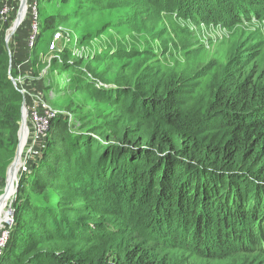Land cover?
I'll return each mask as SVG.
<instances>
[{
    "label": "trees",
    "instance_id": "obj_1",
    "mask_svg": "<svg viewBox=\"0 0 264 264\" xmlns=\"http://www.w3.org/2000/svg\"><path fill=\"white\" fill-rule=\"evenodd\" d=\"M232 1L235 23L264 7V0ZM144 2L170 17L195 18L194 1ZM210 4L205 0L200 8ZM37 14L35 44L32 49L21 44L14 59L13 50L12 68L0 48V183L18 142L23 100L29 107L31 94L44 98L49 87L48 68L36 78L32 70L44 33L62 21L47 16L42 22L39 8ZM52 41L53 32L46 50ZM138 54L148 51L124 57ZM118 55L113 51L111 57ZM246 58L238 55L223 67L222 84L206 104V92L196 94L198 71L193 80L183 71L163 76L157 65L152 73L138 72L140 62L123 69L108 87L96 88L94 81L101 79L79 70L80 64L65 55L54 61L68 73L80 72L82 89L112 102L120 119L109 126L116 140L103 141L104 127L71 132L63 120L51 121L31 170L23 173L24 166L11 189L15 226L0 264H182L174 256L179 249L205 259L219 258L213 251L223 249L264 253V87L257 89L252 78L240 75ZM9 75H26L31 96L20 94ZM28 178L30 194L51 190L60 197L54 206L28 205L32 218L26 221L21 212ZM19 224L29 228L24 242ZM249 245L254 250L245 249Z\"/></svg>",
    "mask_w": 264,
    "mask_h": 264
},
{
    "label": "rangeland",
    "instance_id": "obj_2",
    "mask_svg": "<svg viewBox=\"0 0 264 264\" xmlns=\"http://www.w3.org/2000/svg\"><path fill=\"white\" fill-rule=\"evenodd\" d=\"M190 1H194L191 5L196 10L193 14L195 18L192 20H184L177 15H171V17L164 15L150 6L154 3H147L144 0H38L36 11L39 8V20L43 22L45 17L52 16L62 21L51 31L44 33L42 43L38 46V51L41 53L39 52L36 56L38 62L36 68L32 70L36 78L43 66L48 68L46 79L49 87L44 93V98L47 104L57 112L54 119L63 120L69 125L71 132L81 133L95 127H104L106 134L103 141L107 142L108 138H110L108 141L116 140L109 126L113 121L117 123L120 120L117 118V109L109 99H97L89 89H82L79 84V80L83 79L80 72L68 73L63 67H54L53 62L61 61L60 57L64 55L75 64H80L78 69L82 72L87 71L106 82V85H103L101 80L94 81L95 87L96 85L108 87L107 85L113 84L119 78L121 72H125L123 69H135L140 62L142 64L138 67V72L147 68V72L152 73L157 65V68L160 66L159 72L163 76L183 71L193 80L195 79L193 74L198 71V74L201 73L197 77L200 87L196 94L198 97H203L205 91L207 97L203 100V104H206L209 100H213L222 84V78L219 79V77H222L220 73L223 67L236 56L247 54L248 58L241 65L243 67H241L242 71H239L240 75L252 78L257 89L264 87V7L256 8L249 20L243 19L235 23L232 0H211L210 10L200 8L205 0H198L200 3H195V0ZM217 3H220L219 6ZM198 8L201 11L199 13ZM22 23V25L28 23V26H23V28L20 26L6 43L4 37L12 26V22L6 25L0 22V48H5L8 55L9 51L12 53L14 50L13 59L15 53L20 54V45L22 44V48L23 43L28 41L34 29L31 15ZM51 32L53 36L56 32L60 33L59 41L54 50H50V46L49 50H46L45 43ZM113 51H119L118 59L111 57ZM134 51H148V54L144 56L138 54L137 59L124 57L131 52L137 53ZM8 62L10 63V56ZM33 82L37 84V81ZM208 84L210 87L205 89ZM27 91L31 92L30 87H27ZM25 137L24 130L21 134V148L18 152L23 158L19 174L24 166L26 171L24 170L23 173L31 170V161L35 160V155L40 148L37 146L34 150L32 149L33 152L27 159ZM44 143L45 141L42 140V144ZM18 144L19 138L10 156V164L14 160ZM13 165L9 167L7 174L5 171L6 176L4 174V180L0 183V205L8 192V174ZM28 179L23 194V199L27 204L21 212V216L26 221L32 218L28 205L41 208L50 204L54 206L60 197L51 190L43 196L30 194V178ZM45 196L49 201H45ZM7 198L8 200L5 201L3 207H0V210L4 211V208H7L12 212L10 222L5 223L3 228L0 227V249L2 250L0 257L8 240L11 239L10 236L15 226L14 203L11 209L10 194ZM4 219L5 217L1 215L0 225L4 223ZM17 226L20 228L19 237L24 242L27 239L28 225L19 224ZM6 237L7 240H5ZM245 249L254 250L250 245ZM189 252V249H179L174 256L182 264H186L183 260L185 257L188 264H264L263 252H237L223 249L222 253L213 251L216 257L220 256L216 259L194 257Z\"/></svg>",
    "mask_w": 264,
    "mask_h": 264
},
{
    "label": "built area",
    "instance_id": "obj_3",
    "mask_svg": "<svg viewBox=\"0 0 264 264\" xmlns=\"http://www.w3.org/2000/svg\"><path fill=\"white\" fill-rule=\"evenodd\" d=\"M25 1H26L25 8H27V10H26L24 18L19 23L18 29L23 24L22 22L24 21V19H26L27 17L31 15V18L34 21V29H33L32 34L27 39L28 41H27L26 46L28 49H32L35 44V41H36L35 38L37 35V25H36L38 21L37 11H36L37 0H25ZM20 5H21L20 0H0V22L2 23V25H6L9 22H12V26L8 29V31L13 28L14 22H15L14 20L17 14H20L21 12ZM8 31L4 37V41H6V43H8L9 41V40L8 41L6 40L7 36H10V35L12 36L18 30H16L13 34L11 33L10 35L8 34ZM59 36H60L59 32H56L54 34L53 41L50 44V50H54L56 48V44L59 41ZM9 56H10V68H12L13 60H12V54L10 51H9ZM9 79H11V81L14 80L16 87L14 85L13 86L16 90H18L20 94H22L23 96L32 95V98H31L32 104L29 107H27L26 99L23 98L24 99L23 101L25 102V106H26V110L24 114L25 115V118H24L25 119V129L24 130L26 132V137H25L26 138V145H25L26 151L25 152H27L26 158L28 159L29 154L33 152L32 149L34 150L37 146L40 147V145L42 144V140L43 141L45 140L46 133L48 132V129L50 127V123L54 119V117L57 115V112L54 111L47 103H45L44 98H42L41 93L35 92V93H32L31 95L30 93H28V91L24 87V83L27 79L26 75H20V77L16 79H13L9 75ZM98 87L99 86L96 85V88ZM3 233L4 231L2 232V234ZM5 240H7V237ZM1 253H2V250L0 249V255Z\"/></svg>",
    "mask_w": 264,
    "mask_h": 264
},
{
    "label": "bare ground",
    "instance_id": "obj_4",
    "mask_svg": "<svg viewBox=\"0 0 264 264\" xmlns=\"http://www.w3.org/2000/svg\"><path fill=\"white\" fill-rule=\"evenodd\" d=\"M26 10H27V8H24L23 10H21V12H20V14H19V19L17 20L19 23H20V22L22 21V19L24 18L25 13H26ZM12 31H13V29H10V30L8 31V34L10 35V34L12 33ZM23 117L25 118V115H24ZM19 138L21 139V134H20V137H19ZM20 148H21V141L19 142V148H18V151H17V155H16V157H15L16 159L14 160L13 168L11 169L10 173L8 174V185H7L8 192L6 193V195H5V197H4V200L1 202L0 207H3L5 201L8 200L7 197H8V195L10 194L11 189H12V187H13L15 181L17 180V179H16V176L19 175L20 166H22V159H23V158H22V155H21V154H18ZM8 210H9V209H7V208H4V211H3V209L0 210V216L3 215V216L5 217V219H4V223H3L2 225H0L1 228H3V227L5 226V223L10 222V220H11L10 215H11V212H12V211L9 210V212H8ZM1 228H0V230H1Z\"/></svg>",
    "mask_w": 264,
    "mask_h": 264
},
{
    "label": "water",
    "instance_id": "obj_5",
    "mask_svg": "<svg viewBox=\"0 0 264 264\" xmlns=\"http://www.w3.org/2000/svg\"><path fill=\"white\" fill-rule=\"evenodd\" d=\"M21 1V5H20V11L23 10L25 8V3L26 1L25 0H20ZM19 19V14H17L16 18H15V22H14V26H13V31H12V34L18 29V26H19V22L17 21ZM11 36V35H10ZM10 36H7L6 40L8 41V39L10 38ZM11 80V79H10ZM13 82V85L16 87V84L14 82V80H12ZM25 110H26V106H25V102L23 101L22 105H21V122H20V127H19V130H18V134H17V137L19 138L20 137V134L23 133L24 129H25V119H24V114H25ZM19 142H20V138H19ZM18 148H19V144L17 146V149H16V152H15V155H14V160L16 159V155H17V151H18ZM13 160V162H14ZM13 162L8 166L7 170H6V174H7V171L9 169V167H11L13 165ZM5 174V176H6ZM17 187H18V184H17ZM17 190V188H16Z\"/></svg>",
    "mask_w": 264,
    "mask_h": 264
}]
</instances>
